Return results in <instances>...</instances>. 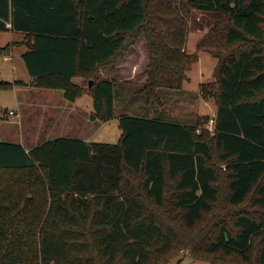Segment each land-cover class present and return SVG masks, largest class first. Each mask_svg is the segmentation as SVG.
<instances>
[{
    "label": "trees",
    "instance_id": "trees-1",
    "mask_svg": "<svg viewBox=\"0 0 264 264\" xmlns=\"http://www.w3.org/2000/svg\"><path fill=\"white\" fill-rule=\"evenodd\" d=\"M8 24L33 39L23 59L34 85L70 102L88 92L101 121L115 117L118 86L102 70L145 36L139 93L162 105L157 90L182 89L198 61L185 49L189 26H212L198 48L218 58L215 82L201 85L217 110L194 124L124 114L113 144L0 138V264H151L153 251L178 241L167 209L193 228L215 209L223 178L231 207L261 214L238 212L205 239L187 233V247L206 242L210 262L264 264V0H0V34Z\"/></svg>",
    "mask_w": 264,
    "mask_h": 264
},
{
    "label": "rangeland",
    "instance_id": "rangeland-1",
    "mask_svg": "<svg viewBox=\"0 0 264 264\" xmlns=\"http://www.w3.org/2000/svg\"><path fill=\"white\" fill-rule=\"evenodd\" d=\"M212 26L206 25L201 28H194L189 26L186 38L185 49L191 56H196L198 61L193 65L188 72L189 77L184 82L182 89H168L159 88L158 95L162 99V105L157 102H152L150 105L146 104L145 97L139 93L149 77V50L146 45L145 36H142L123 60L122 65L125 64L128 71L134 68L139 78L136 77L137 82L126 83L122 86L118 85L115 89V117L109 122L106 127L108 139L115 143V134L120 133L119 118L124 114L139 115L145 117L162 116L170 122L194 124L198 118L212 119L215 116L217 106L213 99H207L201 92V85L203 83L215 82L214 69L218 63V58L208 48H198L202 37L209 33ZM3 41L1 40V45ZM26 65V63H25ZM26 67V66H25ZM27 69V68H26ZM126 73V72H125ZM148 73L146 81L141 84V76ZM129 76V73L125 74ZM80 82H84L83 80ZM157 115V116H156ZM161 118V117H160ZM2 127H9L12 130L25 131V123L6 124ZM208 129L213 131V123L210 121ZM23 131V132H24ZM110 131V132H109ZM104 135V134H103ZM104 140V139H103ZM221 196L218 200L215 209L203 216L196 226L185 230L182 224L181 216L174 207H169L164 213L168 221L172 224L174 229V237L177 241L176 246L167 252L160 250L153 251L151 264H235L228 261L221 255H216L214 262L203 260L206 256L205 243H200L199 247H187V233L188 240L195 238L210 237L222 223H226L232 227L233 216L238 213H248L253 217L261 214V210L250 203H246L238 208L231 207L227 202V191L224 187V178L220 180ZM205 239V238H204ZM189 242V241H188ZM190 243V242H189ZM202 253V254H200ZM210 257V256H207ZM200 258V259H198ZM202 258V259H201Z\"/></svg>",
    "mask_w": 264,
    "mask_h": 264
},
{
    "label": "crops",
    "instance_id": "crops-1",
    "mask_svg": "<svg viewBox=\"0 0 264 264\" xmlns=\"http://www.w3.org/2000/svg\"><path fill=\"white\" fill-rule=\"evenodd\" d=\"M8 28V31L0 34V46L10 45L8 52L0 58V82L11 83L13 86L0 90V126L25 123L26 129L16 131L2 127L1 140L19 142L27 148L58 138L113 144V140H105L108 136L107 132L104 133L111 120L95 119L93 97L88 92L70 102L65 98L64 90L34 85L35 78L26 69L23 59L33 39L28 33L11 29V25ZM122 62H119L116 69L102 70L98 77L115 80L120 86L137 82L136 77H139L135 69L128 71ZM127 72L129 76L125 75ZM147 75L145 73L141 76V84L146 81ZM82 80L80 77L73 79L79 84ZM19 82L21 84H17ZM11 110L16 111L15 116L9 115ZM121 135L120 129V133L115 134V143Z\"/></svg>",
    "mask_w": 264,
    "mask_h": 264
},
{
    "label": "built area",
    "instance_id": "built-area-1",
    "mask_svg": "<svg viewBox=\"0 0 264 264\" xmlns=\"http://www.w3.org/2000/svg\"><path fill=\"white\" fill-rule=\"evenodd\" d=\"M8 26H10V24ZM9 115L10 116H15L16 115V111H14V110L9 111ZM212 123H213V120H212Z\"/></svg>",
    "mask_w": 264,
    "mask_h": 264
},
{
    "label": "water",
    "instance_id": "water-1",
    "mask_svg": "<svg viewBox=\"0 0 264 264\" xmlns=\"http://www.w3.org/2000/svg\"><path fill=\"white\" fill-rule=\"evenodd\" d=\"M92 85H93V82L91 81V82H90V86H92Z\"/></svg>",
    "mask_w": 264,
    "mask_h": 264
}]
</instances>
